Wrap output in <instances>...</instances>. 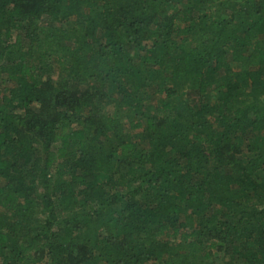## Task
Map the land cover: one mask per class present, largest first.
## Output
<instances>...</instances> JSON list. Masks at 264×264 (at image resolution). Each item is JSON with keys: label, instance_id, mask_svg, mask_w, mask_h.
<instances>
[{"label": "trees", "instance_id": "obj_1", "mask_svg": "<svg viewBox=\"0 0 264 264\" xmlns=\"http://www.w3.org/2000/svg\"><path fill=\"white\" fill-rule=\"evenodd\" d=\"M0 264H264V0H0Z\"/></svg>", "mask_w": 264, "mask_h": 264}, {"label": "rangeland", "instance_id": "obj_2", "mask_svg": "<svg viewBox=\"0 0 264 264\" xmlns=\"http://www.w3.org/2000/svg\"><path fill=\"white\" fill-rule=\"evenodd\" d=\"M227 260H228V259H227ZM227 260H226V261H227Z\"/></svg>", "mask_w": 264, "mask_h": 264}]
</instances>
